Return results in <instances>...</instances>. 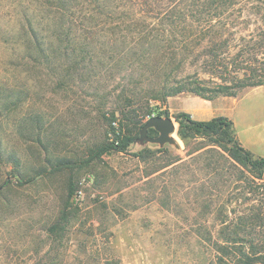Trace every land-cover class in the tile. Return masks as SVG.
Listing matches in <instances>:
<instances>
[{"label":"rangeland","instance_id":"374dc122","mask_svg":"<svg viewBox=\"0 0 264 264\" xmlns=\"http://www.w3.org/2000/svg\"><path fill=\"white\" fill-rule=\"evenodd\" d=\"M25 10L34 17L36 30L41 21L38 38L50 37L41 26L56 17L48 0H0V264H232L221 262L197 233L201 224L213 232L218 226L215 214H204L194 203L205 171L191 163V157L209 143L181 140L174 116L186 112L207 121L234 106L229 114L233 118L261 125L264 89H246L235 98L214 101L191 93L154 101L145 94L148 77H131L136 72H130L147 65H117L99 45L96 51L105 60L84 63L75 82L60 83L56 60L45 63L25 42L33 39L23 37ZM224 16L248 20V29L238 34L251 45L260 44L264 56V0H244ZM130 30L111 31L108 24L98 33V44L127 38L133 45ZM84 32L79 28L70 37L71 50L79 46ZM46 53L52 54L50 47ZM126 96L131 104L123 118ZM152 107L167 111L169 116L162 117L174 120L177 130L171 142L137 140L127 152L94 157L108 141L105 116L109 120L115 113L124 126L130 121L146 123ZM147 136L158 135L148 131ZM140 152L152 155L142 162ZM183 162L189 165L178 169ZM173 163L175 168L162 169ZM71 181L81 192L78 215L52 235L50 228L65 207Z\"/></svg>","mask_w":264,"mask_h":264},{"label":"trees","instance_id":"16d2710c","mask_svg":"<svg viewBox=\"0 0 264 264\" xmlns=\"http://www.w3.org/2000/svg\"><path fill=\"white\" fill-rule=\"evenodd\" d=\"M48 1L56 17L50 22L42 18L44 26L42 23L40 31L48 29L50 37L38 38L36 31L41 21L37 20L36 30L34 17L29 16L27 10L24 13L23 37L32 36L30 42L27 39L25 42L45 63L56 60V79L60 83L75 82L82 75L84 63L95 59L103 61L105 56H109L107 59H113L120 66L146 64L135 71L130 70L136 72L131 77L137 74L148 77L145 94L154 101L166 102L169 97L183 93L214 101L222 96L235 98L246 89L264 87V56H261L260 44L251 45L238 34L250 23L246 19L224 16V12L244 0ZM101 17L105 18L103 22L99 20ZM108 24L111 31L124 27L131 29L129 33L134 37L130 42L133 45L127 38L98 44V33ZM79 28L85 30V36L79 46L71 50L73 39L70 37L77 34ZM98 45L104 49L105 58L96 51ZM48 47L52 52L50 56L46 53ZM28 55L33 57V52H28ZM189 68L194 70L186 73ZM201 74L207 78H201ZM122 92L125 93V89ZM125 98L128 103L121 110L123 118L131 104V98ZM159 110L152 107L146 116H169L167 111ZM110 117L112 119L108 120L105 116L110 126L108 141L94 153L95 158L106 153L127 152L131 144L139 140L147 123L130 121L124 126L118 122L119 127L116 128L113 125L117 122L116 114L112 113ZM174 118L181 140L202 139L209 143L191 157V163L198 164L205 171L204 177L199 179L194 203L200 205L204 214H215L213 219L218 226L213 232L212 228L201 224L198 236L208 243L215 256H220L221 262L264 264V157L255 155L242 145L235 123L228 117L198 121L191 114L181 112ZM149 135L155 137L158 132L152 128ZM151 155L150 152L147 155L140 152L137 157L146 162ZM188 165L180 163L178 169ZM78 190L76 183L71 181L65 207L50 228L52 235L77 217ZM222 194L227 196L221 197Z\"/></svg>","mask_w":264,"mask_h":264},{"label":"crops","instance_id":"0c3cea01","mask_svg":"<svg viewBox=\"0 0 264 264\" xmlns=\"http://www.w3.org/2000/svg\"><path fill=\"white\" fill-rule=\"evenodd\" d=\"M260 88L264 89V87H259V89ZM256 89L258 88H254V90ZM259 95L261 94L257 92L256 97H258ZM248 96L249 94L246 97ZM235 103L238 104L239 102H235ZM233 108L234 106L231 109ZM231 109L225 111L227 112V114H224L223 116L228 117L229 119L234 121L237 135L242 145L246 149L256 154L257 156L264 157V124L250 126L249 124H246L245 122L242 121L241 116H238L237 118H233L231 115H229L232 114L233 112ZM200 121H205V120L200 119Z\"/></svg>","mask_w":264,"mask_h":264},{"label":"water","instance_id":"95a60500","mask_svg":"<svg viewBox=\"0 0 264 264\" xmlns=\"http://www.w3.org/2000/svg\"><path fill=\"white\" fill-rule=\"evenodd\" d=\"M155 129L158 132V136L151 139L147 136L150 129ZM176 124L170 117H153L143 127L141 131V137L139 140H149L153 143L165 144L171 142L170 136L176 132Z\"/></svg>","mask_w":264,"mask_h":264},{"label":"built area","instance_id":"2783aa9c","mask_svg":"<svg viewBox=\"0 0 264 264\" xmlns=\"http://www.w3.org/2000/svg\"><path fill=\"white\" fill-rule=\"evenodd\" d=\"M153 117H156L155 115H148V116H146V121L148 122L151 118H153ZM113 125L116 127V128H118L119 127V125H118V122H113ZM117 132H118V130H117ZM81 194V192L78 190V192H77V201H78V199H79V195Z\"/></svg>","mask_w":264,"mask_h":264}]
</instances>
